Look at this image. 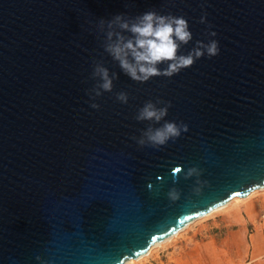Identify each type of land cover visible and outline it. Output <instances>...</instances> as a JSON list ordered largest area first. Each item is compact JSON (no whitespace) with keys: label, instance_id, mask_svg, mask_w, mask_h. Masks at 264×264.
Listing matches in <instances>:
<instances>
[{"label":"water","instance_id":"water-1","mask_svg":"<svg viewBox=\"0 0 264 264\" xmlns=\"http://www.w3.org/2000/svg\"><path fill=\"white\" fill-rule=\"evenodd\" d=\"M149 10L188 21L180 54L197 40L218 41L219 54L171 78L131 80L97 23ZM94 61L118 79L92 101ZM157 99L188 131L140 147L133 137L150 122L135 117ZM177 166L198 167L206 183ZM262 187L264 0H0V264H123Z\"/></svg>","mask_w":264,"mask_h":264},{"label":"clouds","instance_id":"clouds-1","mask_svg":"<svg viewBox=\"0 0 264 264\" xmlns=\"http://www.w3.org/2000/svg\"><path fill=\"white\" fill-rule=\"evenodd\" d=\"M200 22L205 23L206 16H202ZM97 29L104 34V51L118 63L126 76L139 83L159 76L171 78L191 67L205 54L211 58L217 56L220 51L216 40H210L208 43L197 40L195 47L186 55L180 54L181 46L187 45L193 39L188 21L183 16L162 15L155 10L146 11L135 17H128L121 13L109 20L101 18L97 23ZM209 35L214 37L216 33L209 32ZM161 64L166 67H159ZM91 78L96 80V84L88 90V95L94 101L103 93L113 91L114 81L118 79V75L115 72L110 74L103 62L94 61ZM116 99L126 104L129 95L121 91L116 93ZM161 104L164 106L158 107ZM90 106L94 109L100 107L94 102ZM169 107H171L170 102L157 99L155 102L146 101L138 110L135 119L140 122H150L149 126L142 130L139 138L133 137L140 147L149 146L160 149L188 131L187 124L165 119ZM161 121H163L162 124ZM156 124L160 126L154 127L153 125ZM173 174H182L184 179L196 177V185L202 186L206 183L199 179L202 170L195 166L189 167L186 172L182 171L181 166H177L173 169ZM193 191L199 195L202 188L195 187ZM168 197L174 202L180 198V193L176 188H172L168 192ZM36 259L41 260L39 256ZM41 264L44 262L42 261Z\"/></svg>","mask_w":264,"mask_h":264},{"label":"crops","instance_id":"crops-1","mask_svg":"<svg viewBox=\"0 0 264 264\" xmlns=\"http://www.w3.org/2000/svg\"><path fill=\"white\" fill-rule=\"evenodd\" d=\"M253 209L248 205L245 211L251 214ZM231 211L228 216H222L220 222L213 217L211 222L198 226L185 238L179 239L171 249H167L161 264H255L252 257L261 251L260 238L255 235L247 241L239 207ZM207 226H211L213 233L200 232L201 227ZM212 227H219L220 234Z\"/></svg>","mask_w":264,"mask_h":264},{"label":"rangeland","instance_id":"rangeland-1","mask_svg":"<svg viewBox=\"0 0 264 264\" xmlns=\"http://www.w3.org/2000/svg\"><path fill=\"white\" fill-rule=\"evenodd\" d=\"M252 206L253 212L251 214L246 213L245 208L246 206ZM240 209L239 215L244 222V234L247 241H251L253 236L258 235L260 238V243L262 245L261 251L258 255L252 257L256 261L255 264H264V188L252 191L249 196L245 199L233 200L228 206L213 211L212 213L208 214L207 216L194 221L185 229L181 230L177 235H175L172 239L164 242L156 247H153L150 253L147 256L140 258L139 260L132 261L129 264H161L164 260V256L167 253V249H171L179 239L185 238L188 233L194 231L195 228L198 226L207 224L212 221V218L220 222V218L222 216H228L234 208ZM234 227V226H232ZM213 231L219 230V227H212ZM201 233H213L211 231V226H207V228H200ZM222 228L221 231H223ZM199 234V233H198ZM220 234V233H218ZM199 236V235H198ZM249 259V258H248ZM247 259V260H248Z\"/></svg>","mask_w":264,"mask_h":264},{"label":"bare ground","instance_id":"bare-ground-1","mask_svg":"<svg viewBox=\"0 0 264 264\" xmlns=\"http://www.w3.org/2000/svg\"><path fill=\"white\" fill-rule=\"evenodd\" d=\"M263 188H264V187L259 188V189H263ZM256 190H258V189H256ZM253 191H254V190H253ZM250 193H251V192H250ZM250 193H249V194H250ZM249 194H248L247 196H245V197H237V196H235V197L231 198V199H230L227 203H225L224 205L219 206V207H217V208L211 210L210 212L206 213L205 215H203V216H201V217H199V218H196L195 220L189 222L186 226H184L182 229L178 230V231H177L176 233H174L171 237H169V238H167V239H165V240H163V241H161V242H156V243L152 244V245L148 248V250H147V252H146L145 254L139 256V257L136 258V259H132V258H131V259H128V260H126L123 264H129V263H131L132 261L139 260L140 258H142V257H144V256H147V255L150 253V251H151V249H152L153 247H156V246H158V245H160V244H162V243H164V242H167L168 240L172 239V238H173L175 235H177L181 230H183V229H185L186 227H188V226H189L190 224H192L194 221H196V220H198V219H201V218L207 216L208 214L212 213L213 211H216V210H218V209H221V208H224V207L228 206L231 202H233V200L245 199V198H247V197L249 196Z\"/></svg>","mask_w":264,"mask_h":264}]
</instances>
